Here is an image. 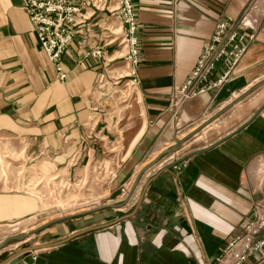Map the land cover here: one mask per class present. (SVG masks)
<instances>
[{
	"label": "crops",
	"instance_id": "crops-1",
	"mask_svg": "<svg viewBox=\"0 0 264 264\" xmlns=\"http://www.w3.org/2000/svg\"><path fill=\"white\" fill-rule=\"evenodd\" d=\"M134 5L140 55L128 68L136 79L142 118L124 131L117 146L121 131L116 126L122 124L102 98L109 70L104 57L87 55L106 42L105 20H98L97 35L88 42L74 37L63 56L68 76L61 80L23 0H0V140L21 154L29 174L34 169L43 175L82 174L103 161L108 150L115 160L100 204L39 225L38 248L21 263L230 264L233 258L224 252L249 221H257V239L264 237V107L236 116L242 118L210 144L190 152H183V144L173 163L165 162L172 154L167 155L146 172L124 206H103L124 200L119 199L122 189L127 195L139 170L173 145L169 140L175 129L194 125L209 110L222 111L264 77V0H135ZM229 19L232 27L240 23L239 30L252 35L245 51L234 65L217 64L212 80L225 75L221 83L174 109L171 90L194 69L216 24ZM114 49L104 47L110 62ZM249 100L257 104L260 99ZM239 103L213 121L228 126ZM183 158L185 165L177 168ZM22 181L0 180V227L41 213L40 198ZM90 227L97 229L72 236ZM241 264H264V246Z\"/></svg>",
	"mask_w": 264,
	"mask_h": 264
},
{
	"label": "built area",
	"instance_id": "built-area-1",
	"mask_svg": "<svg viewBox=\"0 0 264 264\" xmlns=\"http://www.w3.org/2000/svg\"><path fill=\"white\" fill-rule=\"evenodd\" d=\"M135 0H23V5L33 24L38 42L47 53L55 67L59 79L64 80L68 71L63 63V56L75 36L81 35L85 42L93 36L98 20L109 22L102 29L103 37L107 38L102 45H96L87 52V55L101 58L107 66L110 61L105 58L104 47L106 45H124L127 47L126 58L128 62L136 65L139 62L138 47V19L134 5ZM119 23L114 27V21ZM232 21H219L210 40L203 46L194 69L182 85H175L170 92V103L174 109H178L183 103L198 94L211 89L221 83L225 75L212 80V75L217 64L227 63L234 65L245 51L252 35H246L239 30L241 24L232 27ZM130 71L132 83L136 84ZM176 158L171 155L166 163H173ZM186 159H182L175 166L180 168L185 165ZM257 221H249L242 235L235 237L228 244L225 255L230 253V264H241L250 255L264 246V237H256ZM36 252L31 255L32 261L36 259ZM19 264H34L24 262Z\"/></svg>",
	"mask_w": 264,
	"mask_h": 264
},
{
	"label": "rangeland",
	"instance_id": "rangeland-1",
	"mask_svg": "<svg viewBox=\"0 0 264 264\" xmlns=\"http://www.w3.org/2000/svg\"><path fill=\"white\" fill-rule=\"evenodd\" d=\"M104 23L108 24L109 22L105 21ZM113 23L115 28L119 26V23L116 20ZM113 46H115L114 50L117 51L116 58L107 65L110 78L106 83L102 98L106 107H108L109 112L113 113L112 117L114 120L122 124L116 126V129L121 131L117 146H121L124 131L129 128L134 129V126L139 124L142 118V113L135 97L136 84L132 83V76L129 75L130 69L128 68V60L126 58L127 47H124V45ZM110 70L112 71V74ZM262 81L264 82V77L255 83ZM253 85L249 87L248 90L251 89ZM241 94H238L237 97ZM243 96L244 98L240 101L242 104L239 103L241 105L236 107L233 117L226 120L229 121L228 126H221L225 124L224 122L219 123L217 121L215 123L213 121L214 118L220 114V111L209 110L194 125L175 129L172 135L173 138L169 140L170 144L174 145L177 139L183 138L188 133H201V136L196 137V139L194 134L184 142V144H186L185 146L183 145V152H190L199 147L210 144L217 138L221 137L242 118H236V116H240L244 112L250 113L255 111L261 105H264V83ZM252 96H256V100L260 99L257 104L250 103L249 99ZM234 98H232L231 101H233ZM210 121H212L211 125L205 130L204 128L210 124L208 123ZM206 123L208 124L204 126ZM193 127L194 129H192V131L189 130ZM179 130H183L182 133H178ZM107 153L108 155L103 161L94 162L91 166L86 167L82 174L74 172L69 174L68 172L62 173V171H60L50 175H43L41 173L37 174V171L34 168L33 172L29 174V172L26 171L25 160L20 158L21 154L17 156L16 152H11L10 148L4 145V141L0 140V180L5 181L6 183H9L12 180L17 182L23 180L21 186L28 187L31 192L40 198V201L43 204L40 215L30 217L20 223L0 227V243L5 238L18 232L27 233V238L25 240L9 241L7 246L0 250V255L14 252L23 247L36 245V242L42 239L39 238V235H41L39 232L41 228L38 229L39 225L48 223V221L64 215L76 214L100 204L101 197L107 193V183L114 171L115 160L112 158L113 152L108 150ZM166 157L167 155L163 157L161 163H163ZM158 163L153 168L159 165ZM28 165H31V163H28ZM145 174L141 177V181L145 178ZM127 187H131V185H128ZM126 190V187L122 189L124 194L121 195L119 199L126 197ZM35 247H37V245Z\"/></svg>",
	"mask_w": 264,
	"mask_h": 264
},
{
	"label": "water",
	"instance_id": "water-1",
	"mask_svg": "<svg viewBox=\"0 0 264 264\" xmlns=\"http://www.w3.org/2000/svg\"><path fill=\"white\" fill-rule=\"evenodd\" d=\"M264 82H258V83H254L255 85H253V87L251 89H247L246 91H244L240 96L236 97L233 101H231L230 103H228V105H226L225 109H223L222 111H220V114L223 113L224 111H226L227 109H229L230 107H232L234 104L238 103L239 101H241L244 96L243 95H247L248 93H250L251 91H253L254 89H256V87H259L261 84H263ZM250 91V92H248ZM264 105H261L259 107V109L263 108ZM218 114V116L220 115ZM217 115V114H216ZM218 116H216L215 118H217ZM214 118V119H215ZM251 120V118H249L247 120V123ZM211 122V121H210ZM208 122V123H210ZM208 123H206L204 126H206ZM203 126V127H204ZM196 132H191V133H188L187 135H185L183 138L181 139H177L175 141V144L170 146V147H167L165 149H163L160 153H158L149 163H147L146 165H144L140 170L139 172L137 173L134 181H133V184L131 185L130 189H129V192L127 193L126 197L124 198V200L120 203H108V204H104L103 206H111V207H122L124 206L129 200L130 198L132 197V194L133 192L135 191L136 187L138 186L139 182L141 181V177L145 174V172L147 170H149L150 168L154 167L158 162L161 163L162 159L164 156H166L167 154H174L175 152H177L178 150H180L184 144V142L189 139L192 135H194ZM167 166H170V165H167ZM142 196H143V193H139L138 195V198H137V201L140 202L141 199H142ZM95 208V207H94ZM94 208H90V209H86V210H83V211H80L78 213H81V212H87L89 210H93ZM73 214H69V215H65L63 217H67V216H71ZM62 217V218H63ZM60 218H56V219H53L51 222H55L56 220H58ZM96 227H90V228H87V229H83V230H80L76 233H74L72 236H76V235H79L81 233H84L85 231L89 230V229H95ZM97 229V228H96ZM27 238V233L25 232H18L16 234H13L7 238H5L1 243H0V250H2L3 248H5L8 244L9 241L11 240H18V241H22V240H25ZM60 241L58 242H53V243H45L43 245H41L42 247H49L51 245H56L58 244ZM38 247H35V246H27V247H23V248H20V249H17L16 251L14 252H9V253H5L4 255H0V264H19L22 259L24 258V256L31 250L33 249H36Z\"/></svg>",
	"mask_w": 264,
	"mask_h": 264
},
{
	"label": "bare ground",
	"instance_id": "bare-ground-1",
	"mask_svg": "<svg viewBox=\"0 0 264 264\" xmlns=\"http://www.w3.org/2000/svg\"><path fill=\"white\" fill-rule=\"evenodd\" d=\"M239 102H240V101H239ZM239 102H238V103H239ZM170 154H171V153H170ZM170 154H169V155H170ZM167 155H168V154H167ZM150 169H151V168H150ZM150 169H149V170H150ZM147 171H148V170H147ZM147 171H146V172H147ZM146 172H145V173H146ZM138 185H139V184H138ZM137 187H138V186H137ZM137 187H136V188H137Z\"/></svg>",
	"mask_w": 264,
	"mask_h": 264
}]
</instances>
